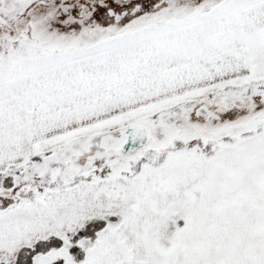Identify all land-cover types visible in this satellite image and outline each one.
I'll return each instance as SVG.
<instances>
[{"label":"snow or ice","instance_id":"obj_1","mask_svg":"<svg viewBox=\"0 0 264 264\" xmlns=\"http://www.w3.org/2000/svg\"><path fill=\"white\" fill-rule=\"evenodd\" d=\"M0 264H264V0H0Z\"/></svg>","mask_w":264,"mask_h":264}]
</instances>
